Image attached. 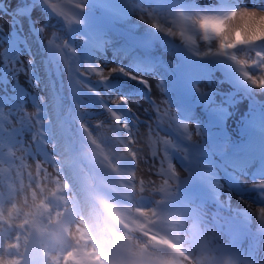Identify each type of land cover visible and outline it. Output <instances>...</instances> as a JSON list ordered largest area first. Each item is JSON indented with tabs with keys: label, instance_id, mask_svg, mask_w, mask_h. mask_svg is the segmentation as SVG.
Here are the masks:
<instances>
[{
	"label": "rangeland",
	"instance_id": "rangeland-1",
	"mask_svg": "<svg viewBox=\"0 0 264 264\" xmlns=\"http://www.w3.org/2000/svg\"><path fill=\"white\" fill-rule=\"evenodd\" d=\"M199 1L201 3H211L220 2L221 0ZM233 3L239 4L240 7L239 2ZM256 4V2L251 3L249 10L255 9ZM132 5L134 8L133 15L126 20V24L132 27V29H154L150 23H145L139 18L140 15H147V13H151L152 16L165 27L162 10H154L149 3L142 0H134L132 1ZM239 7L235 9V11H239ZM5 17L8 23L4 27V31L6 32V29L12 25V22L9 21L7 16ZM51 21H53V18ZM41 22L42 19H36V30H30L28 32L29 34L26 36L28 43L27 48L25 47L26 55L15 59V64L18 60H23L29 56L37 59L43 53L42 44L37 38V34L41 32L40 29L42 27L45 31L41 32V34L46 39L51 29L48 25L44 26L43 22ZM56 31L58 33V30ZM116 44H118V42L114 41L112 47H114L117 55L120 54L125 57V59L131 56L129 53L123 54L122 50L118 48ZM216 45L215 41H213L212 44L204 42V48L206 47L204 51H208L210 47L213 48ZM159 49L160 52L165 53V50L162 48ZM51 50H53V47ZM103 57L102 59L104 61L109 58L106 54ZM240 58L245 59L246 57L240 54ZM247 60L251 62L250 54ZM109 62H111L110 59ZM112 63L113 62H111V64ZM131 63L133 66L125 64L118 65L127 71H131L134 75L147 77L152 84V101L166 100L169 107L174 112L176 107L175 103L172 96L165 90L164 85L167 79L165 73L166 67L170 63L168 57H164L161 62H152L151 65H146L145 63L143 64L144 66L135 65L133 61ZM149 66L154 67L156 73L153 72L151 70L152 68ZM1 71H3V68H1ZM251 72H254L251 74L253 76H261L263 73L261 67L253 68ZM14 76L15 78H21V81L27 87L30 86L24 71L21 70L19 74H14ZM113 77H116L121 81V84L124 83L125 85L120 86V84V87L109 91V93L110 95H123L129 99L131 117L136 123L132 125L133 127H126L117 123L119 128L120 126L123 128L122 132H119V128L104 109L93 107L86 103L87 107L85 111L92 116L90 118V124H87V126L90 128L91 135L94 138L103 137L101 141L114 156L122 152L121 150H115L116 144H118L116 143V138L123 137L129 141L128 146L130 148H127L137 161L138 193H144L147 196V201L143 208L142 219H144L152 215V206L155 199H158L160 196L171 194L179 187L181 188L184 185L192 183L188 157L191 155L192 143L194 141H203L206 137V132L201 129L205 122L206 114L201 113V111H196V113L193 114V117L189 120V124L193 129L198 127L199 135L194 140L186 139L180 135L177 125L173 120V115H165L163 113V106L161 114L157 113L155 111L157 105L144 98L142 88H139V82L137 80H129L130 83H127V79L122 80L123 77L120 74L114 75ZM35 78L39 80V84L31 83V86L38 87L41 101L45 106L44 119L40 120L51 121L50 125L46 126L47 133H45L44 136L35 137L36 134L31 128V124L26 122L25 118L19 114L18 109H14L12 103L8 112L16 111L19 114L18 118H15L8 112L7 115H5L0 111V264H10L14 259L20 258L23 255L24 240L34 215H40L44 220L53 222L54 217H51L52 212L47 214L49 206L51 208L55 207L58 214L59 210H66L69 205L74 206L75 219L71 222L69 229L58 238L45 264L48 262L51 264H84L86 258L96 255V230L99 227V223L97 222V228L93 226L92 218H95L94 212L77 190L72 178V170L67 165L68 163L66 161L65 148L69 144L68 141L73 137V132L70 131L68 136L64 135L59 123L61 121L60 118L64 116L65 112L68 110L70 97L69 95H60V100L57 101L55 95H59L58 78L56 74L50 70L45 61L42 65L41 62L36 61ZM2 79L6 80L5 71L2 72ZM214 80H204V87H211L216 92L214 100L208 107L217 106L222 103L229 106L231 116L228 127L232 135L237 137V133L234 132H237V128L240 126L239 115L251 102L246 101L244 104H241L244 100L238 98V95L232 98L224 97L220 84L215 83ZM25 81L29 84L27 85ZM122 87L125 89H122ZM254 89L261 95L262 89L256 88L255 86ZM13 93L14 94H12L10 98L5 96L0 97H3L9 105L11 99L20 98L21 96L20 92L14 91ZM56 102H58L59 105H57ZM34 108L35 100L30 98L27 105L24 106L21 111H34ZM84 119L88 121L87 117ZM129 128L131 129L129 130ZM45 136L48 137V141H44L43 137ZM165 138H168L170 142L166 143ZM38 140L39 142H37ZM41 149L46 151V156L42 155ZM166 157L172 158V163L175 167L174 170L168 167ZM175 172L179 173V179L176 178ZM55 189H62L66 194L65 200L61 204L54 203L52 192ZM225 190L231 195L244 200V205H246L244 206L240 203L235 204L234 202L227 201L225 199L226 195L222 191V199L225 203L224 209L217 208L213 205L199 204L198 212L190 218H197L199 220L210 241L214 242V244L218 242L216 240L224 234L223 224L234 222L240 209L251 211L253 215L252 219L256 220L258 218V210L264 207L263 201L254 202L250 199L249 195L252 194L250 192L237 193L227 188H225ZM253 192L264 198V193L262 191ZM249 202L253 204L250 205ZM232 207H237L238 211L234 212L231 209ZM145 212L149 214H145ZM126 236H136L139 238L140 244H142L140 247L146 246L145 243L147 242L142 237L140 238L138 234L133 233L132 235ZM249 236L252 241L255 240L253 241L255 246L252 245L250 250L247 246L243 247L242 255L246 257V260L241 259L238 264H242L243 262L246 264H253L254 247L258 246L257 248L259 250L261 249V253L264 254L257 237L253 233L249 234ZM251 239L248 240L251 241ZM248 240L247 243L251 244ZM141 241L145 243H141ZM148 246L150 249L152 248L150 244H148ZM148 246L147 248L145 247L146 250H150ZM78 247L85 249V255L80 258L79 262H75L76 255L74 252ZM133 247L130 246L134 252H137L140 248H138V246ZM136 248H138V250ZM187 255L188 253L183 256V259L186 258ZM197 258L199 259L197 260L199 264H208L206 261L203 262L199 257ZM197 258L195 257V259ZM184 263L187 264L186 262Z\"/></svg>",
	"mask_w": 264,
	"mask_h": 264
},
{
	"label": "snow or ice",
	"instance_id": "snow-or-ice-1",
	"mask_svg": "<svg viewBox=\"0 0 264 264\" xmlns=\"http://www.w3.org/2000/svg\"><path fill=\"white\" fill-rule=\"evenodd\" d=\"M45 4H47L52 10H54L58 15L62 16L65 21L71 25V24H79L81 21L76 18L73 14H71L70 11L65 10L67 6L74 7L76 9L84 10L85 4L87 3V0H43ZM244 11V9H241L239 11H233L229 13L226 16H213V15H201L198 18L191 19L189 17L184 16L182 13L179 14V20L182 23L180 30L177 32L173 28H165L161 23H159L155 17L152 16L151 13H147V15H140V19L144 21L145 23H150L151 26L160 32H166L169 36L179 38L180 40L192 44L197 45V41H194L188 32V24L191 23L198 28H204L206 22H212V21H220L224 22L227 25L228 21H231L233 25H236V27L233 30L234 35L242 34V29L249 26L252 21L255 19L257 14H264V12L258 11V10H249ZM239 14V16L237 15ZM41 32H44L45 30L41 27ZM220 33H212L210 34L206 29L204 30V38L203 41L207 44H212L213 41L216 42V39H219V46L216 47L214 50L213 48H209L207 52L204 53V55H229L233 50L237 49L240 46H248L253 45L256 43L264 42V39L260 40H252L248 42L238 41L231 50L226 49L224 40L220 38ZM56 34L52 33L50 35H47V42L49 45H54L57 48L63 49H69L73 57H76V50L70 49L68 42L63 41L62 44H56ZM200 53H197L199 55ZM231 59L239 65L242 69H247L251 66H257L259 65L261 67V70L264 71V54L257 53V60L255 61H248L246 59H239L236 55H231ZM35 64L36 60L34 57H26L23 60H18L16 64L13 67L14 71L19 73L21 70L27 73H32L33 82L39 84V80L35 78ZM64 64L66 67H69L71 70V61L68 58H64ZM75 74L78 76L84 77L87 79H96L99 80L102 83H107L114 75L122 74L126 77H128L130 80H137L140 83H142L145 88L148 91H151L152 85L149 83V81L143 79L140 76L134 75L133 73H130L126 71L123 67L119 66H109L105 67L103 66L99 61H97L94 64H84L81 66L80 64H76L75 66ZM243 75L246 79H248L253 86L259 89H264V75L261 76H253L249 72L244 71ZM77 83H81V81L77 80ZM162 83V82H161ZM85 86L86 85H82ZM89 91H92V89L89 88ZM111 91V90H109ZM98 98L100 100L104 101V104L102 105L104 107V110L107 112L108 116L111 117L113 114H116L123 118V122L133 127L132 124L136 123V121H126L125 118L120 114L118 111L119 107L121 105L128 106L129 101L128 98L125 96L120 95H109L107 97L101 95L100 93H96ZM152 103L156 104L157 107L155 111L159 114H161L162 106H163V113L167 116L173 115V110L169 107L166 100H160V101H152ZM128 111L131 112V108H128ZM21 116L25 118L26 121H31V128L35 131V137L44 136L45 133H47L46 126L50 125L51 121L49 120H40L39 111L34 112H27L26 110H22L20 113ZM186 132L189 133L188 139L194 140L198 135V127L195 129H192V126L188 124H182L181 125ZM150 127V126H149ZM191 129V130H190ZM39 142V140L37 141ZM168 167L172 170L175 169L173 163L169 160L168 161ZM175 176L177 179H179V173L175 172ZM254 187H258L261 189H264V182L259 183L257 185H253ZM258 219L262 224H264V207L260 208L258 210Z\"/></svg>",
	"mask_w": 264,
	"mask_h": 264
},
{
	"label": "trees",
	"instance_id": "trees-1",
	"mask_svg": "<svg viewBox=\"0 0 264 264\" xmlns=\"http://www.w3.org/2000/svg\"><path fill=\"white\" fill-rule=\"evenodd\" d=\"M21 1L22 0H0V72H1V68H3L10 77V80L3 81L1 80L2 78L0 76V90L3 89V92L6 95H8L11 92L14 83L20 82L22 86L25 88L24 90L26 91L27 96H29L30 98L31 97L36 98L38 104H42L38 87L31 86V83H34L33 79L26 74V78L30 83V86L27 87L22 83L21 78H15L14 74H19V73L14 71L13 67L11 66L15 65V59H18L26 55L25 52L26 45L24 41L26 39V36L29 34L28 32L30 30H36L37 18L42 19L43 25L44 26L48 25L49 28L51 29L48 35L52 33L56 34V41H55L56 44H60V38L63 35L62 33L63 26L54 16H52L49 13L48 10H46L42 6H39L36 10H34L30 16L24 17L21 14L20 10L18 9V4ZM5 16H7L9 21L12 22V25L8 29H6V32L4 31V27L8 23L6 21ZM52 18L53 21H51ZM13 30L21 35V39H18L16 45L11 47L10 40L13 37L11 31ZM56 30H58V33ZM37 38L41 42L43 46V54H45L44 42L45 40H47V37L45 39V37L42 36L41 32H39L37 34ZM57 50H58L57 61L61 64V62L63 61V53L60 48H57ZM37 61H39V58H37ZM25 83L27 84L26 81ZM77 90L79 91V88ZM25 101L26 99H23L22 101H18V104L19 105L24 104Z\"/></svg>",
	"mask_w": 264,
	"mask_h": 264
},
{
	"label": "bare ground",
	"instance_id": "bare-ground-1",
	"mask_svg": "<svg viewBox=\"0 0 264 264\" xmlns=\"http://www.w3.org/2000/svg\"><path fill=\"white\" fill-rule=\"evenodd\" d=\"M231 2H239L240 3V7H239V10L241 9H249L250 7V4L253 3V2H256L258 5H264V0H229ZM254 10H257L256 8ZM235 11V10H234ZM260 11V10H258ZM106 56L109 57L110 60H113V63H107L105 61H103V66L105 67H109V66H119L118 64H125V65H130V66H133L132 65V61H130V58H126L121 56L120 54L117 55L115 50H114V47H112V45L109 46V48L107 49V54ZM104 58V57H103ZM136 65V64H135ZM144 66V65H143ZM142 67V66H141ZM135 68V67H134ZM141 69V68H140ZM134 70V69H133ZM130 73H132L131 71H128ZM122 78V80H126L127 79V83H130V79L122 74H120ZM130 80V81H129ZM129 81V82H128ZM133 82V81H132ZM123 85H125L123 83ZM130 87V86H128ZM131 88V87H130ZM122 89H125L124 87H122ZM196 119V118H195ZM115 136V135H114ZM113 138V137H112ZM117 142L119 144V147H120V150L123 152L124 155H131V153L129 152L128 148L129 147V141L126 140L125 138L123 137H117ZM130 148V147H129ZM251 181H255V183H258L260 181H256L255 179L256 178H250ZM247 184H251L250 182H248ZM250 193H252L251 195H249L250 199L254 202H262L264 201V198L262 196H259V195H256V193H254L253 191H250ZM224 194L226 195V199L227 201H230V202H234L235 204H242L244 205L245 201L244 200H241L239 199L237 196H233V195H230L229 193L227 192H224ZM246 200V199H245ZM248 203V202H247ZM250 203V202H249ZM253 203H250V205H252ZM246 205V204H245ZM244 205V206H245ZM241 206V205H240ZM254 209V208H253ZM257 210V209H256ZM92 222H93V226L96 227V225H98V221L94 220V218H92ZM97 228V227H96ZM134 246V245H132ZM147 248V247H146ZM248 248V247H247ZM150 249V248H148ZM254 261H253V264H264V255L261 253V251L257 248V247H254ZM246 251V250H245ZM188 252H191L188 250ZM187 252V253H188ZM252 252V251H251ZM161 254L162 257L166 258L167 255L164 253V252H159ZM252 254V253H251ZM251 258V257H250ZM184 262H186L187 264H197L198 261L197 259H195V257L191 256L190 253H188L187 257L183 259ZM249 261V260H248ZM250 263V262H249ZM242 264H246L245 262H243Z\"/></svg>",
	"mask_w": 264,
	"mask_h": 264
},
{
	"label": "clouds",
	"instance_id": "clouds-1",
	"mask_svg": "<svg viewBox=\"0 0 264 264\" xmlns=\"http://www.w3.org/2000/svg\"><path fill=\"white\" fill-rule=\"evenodd\" d=\"M244 11H248L244 9ZM239 16V14H237ZM236 25H233L231 21L227 22V25L224 22L212 21L206 22L204 28H199L202 33V39L204 38V30L206 29L210 34L220 33L221 39L224 40L225 47L228 50H231L233 45L238 41L248 42L252 40L264 39V14H257L252 23L242 29V34L234 35L233 30ZM192 39L197 41L192 35ZM217 47L219 46V39H216ZM117 219L119 217L117 216Z\"/></svg>",
	"mask_w": 264,
	"mask_h": 264
}]
</instances>
